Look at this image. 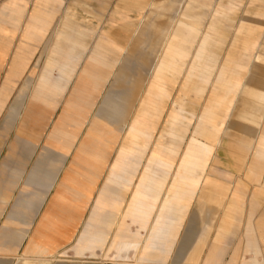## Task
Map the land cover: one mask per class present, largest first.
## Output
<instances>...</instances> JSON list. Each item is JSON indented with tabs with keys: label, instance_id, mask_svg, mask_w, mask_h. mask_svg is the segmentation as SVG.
<instances>
[{
	"label": "crops",
	"instance_id": "1",
	"mask_svg": "<svg viewBox=\"0 0 264 264\" xmlns=\"http://www.w3.org/2000/svg\"><path fill=\"white\" fill-rule=\"evenodd\" d=\"M208 2L190 0L188 10L171 22L166 41L174 31L180 38L188 33L179 28L182 24L201 31L189 49L185 46L188 54L177 62L176 70L154 80L153 88L149 73L135 109L131 100L135 66L126 55L135 50L131 42L145 39L147 33L136 39L133 21L125 23L128 15L116 13L109 28L101 30L99 20L87 17L91 8L87 0H0V264H10L8 259L14 258H18L16 264H46V259L54 257L104 264H168L189 218L199 224L202 210L205 217L215 216V201L225 206L227 202L220 213L227 217V225L218 227V233L227 235L219 241L214 236L207 241L193 238L192 249L181 264H237L234 255L243 248L253 256L240 264H264V218L255 217L257 223L250 218L246 240L238 239L245 230L237 231L234 225L241 223L247 189L229 182L233 171L227 170L228 148L235 171L244 167L246 179L254 184L249 202L257 196L264 198V90L254 93L260 106L256 110L249 106L246 111L258 113L254 134L250 139L229 137L227 141V88L230 92L231 88L219 87L218 74L224 70L220 75L227 80V26L221 25L231 21L233 5L230 0L219 3L216 11L222 19L212 17L204 26L203 12L196 10ZM257 2L250 7L264 16V0ZM122 3L120 8H135L136 13L147 7L144 0ZM211 21L215 32L208 28ZM130 25L134 27L131 32ZM119 26H127V32L111 31ZM205 33L218 43L204 53L214 60L193 70L185 82L197 42ZM257 34L253 30L246 35ZM100 41L115 42L124 50L104 49L107 46ZM256 43L258 49L261 45ZM181 50L182 44L174 50L177 57ZM114 73L121 75L109 88ZM257 83L264 88V73ZM116 84L128 87L122 97L114 89ZM243 87L241 82L238 94ZM158 99L164 110L155 138L160 134L162 143L171 144L178 154L190 138L207 150L202 168L210 170L203 177L202 189L198 164H185L176 157L171 164L152 165L147 160L152 140L138 153L125 139V129L113 135L105 134L108 129L102 126H93L108 121L119 130L141 116L150 123L148 131L152 130L157 123L145 114ZM202 105L197 117L195 108ZM208 107L224 120L217 133L204 129L201 122H207ZM172 109H180V121L189 120L187 129L183 124L167 129ZM234 109L233 105L231 112ZM216 135L225 155L214 161L213 148L219 145L206 138ZM183 179L191 185L195 182L196 187L178 185ZM209 220L196 231L217 232L214 226L210 229Z\"/></svg>",
	"mask_w": 264,
	"mask_h": 264
},
{
	"label": "rangeland",
	"instance_id": "2",
	"mask_svg": "<svg viewBox=\"0 0 264 264\" xmlns=\"http://www.w3.org/2000/svg\"><path fill=\"white\" fill-rule=\"evenodd\" d=\"M127 1V0H124ZM146 2V8L138 9L136 13L135 8H120V6L123 5V0H87L88 5L91 7L88 9V15L87 17L91 20H94V22L98 21V27L101 30H107L109 28V20L110 18H117L120 12L124 13L125 15H128L129 19H125V23H129L133 21V24L135 25V38H139L143 32L147 33V36L145 39L140 40H134L131 42V44H135V50L130 49L128 54L126 55V58L129 57V60L131 65L135 66V82L133 85V88L135 89V97L131 100L135 102V109L137 108V102L139 100V95L144 87V83L146 79L150 75H152V83L150 84V88H153L155 86V81L162 80L161 78L164 76L166 71L169 70H176L177 62L184 60L187 56V48L191 47L192 43L195 41L196 36H198V33L201 31L200 27L197 28L196 26H192V31L185 33L181 38L176 34V31L171 33V37L169 40H164L167 36V34L170 31V27L174 24L171 22H174L178 17L181 16L182 13L186 12L188 10V2L190 0H144ZM226 0H209L208 6L204 7L202 9L196 10L197 12L202 11L204 15V19H202V24L205 26L207 22L212 18L216 19H222V15L217 13V5L219 3L223 4ZM251 0H230L231 4L233 5L231 16V21H224L222 23L221 27L224 28V26H227V72L230 74H233L235 77H233V81H240L243 83L244 87L242 90V93L238 94L236 99H240L239 102L233 103V98L235 97L234 91L231 89V92L227 88V114L229 112L230 105L234 104L235 109L233 112H231V115L227 117V141L229 137L233 138H246L250 139L251 136L254 134V131L257 127H255L254 120L257 119L258 113L255 111L253 112L251 110V114H247L246 111L249 109V106L253 108V110H256L258 108V102L256 101V97L254 96V93L256 90H264L262 86H260L259 83H257L258 76L264 73V16L258 15L255 12L257 11L256 8H251L250 6L253 4H259L257 0H253V2H250ZM104 4V7L103 4ZM119 6V8H118ZM223 10V9H222ZM119 12V13H118ZM259 12V11H257ZM190 16V15H189ZM191 17V16H190ZM202 18V15H199L198 19ZM97 19V20H96ZM119 24H123L121 21L117 22ZM132 23V22H131ZM224 25V26H223ZM158 26V28H157ZM202 26V28L204 27ZM130 32L134 30V27L130 25ZM160 28V29H159ZM168 28V29H167ZM183 30L182 27H179ZM211 31H216V25L213 24L211 21L210 26L208 27ZM257 30L258 34L256 36H248L246 35L247 32ZM115 33H126L127 32V26L126 27H114L111 30ZM185 31V30H183ZM206 35V36H205ZM208 36V38H207ZM168 37V36H167ZM182 39L183 41H178L179 39ZM243 38V39H242ZM239 39V40H238ZM242 39V40H241ZM245 39V40H244ZM204 40H207L206 44H202ZM163 41H165L163 43ZM103 43V45L111 50L112 48L118 49L119 51H123L124 49L120 46H117L115 42L111 41H100ZM244 42L253 43L252 45L248 46ZM258 42L261 46H259L258 49H256ZM92 42H89V47ZM183 45V50H181V53L178 55V57L175 55L174 50L180 45ZM218 44L217 41H214V43L211 42V39L209 35L206 33L200 38V40L197 42V52L196 55L191 57L192 63L191 66H189V71H187L186 76H184L185 82L190 81L189 79L192 76V71L196 70L200 67H202L204 64H207L206 62H210L212 64V61L214 60L213 57H207L204 55L206 50L208 48L214 47V45ZM163 45V46H162ZM187 46V48L185 47ZM244 46V47H243ZM109 47V48H108ZM161 52V53H159ZM236 54L234 56H230V54ZM166 54V55H165ZM247 55L249 59L251 58L250 65L248 66V70H245V67H243V60L242 56ZM161 56V57H160ZM169 56V57H168ZM159 57V58H158ZM223 55H221L218 59L219 62L223 60ZM193 58V59H192ZM126 60V59H125ZM127 63V62H125ZM229 63V64H228ZM237 64V65H236ZM161 66L158 68V66ZM238 66V67H237ZM243 67V70H242ZM159 69V70H158ZM150 71V72H149ZM224 71V70H222ZM221 71V72H222ZM220 72V73H221ZM220 73L218 74V83L220 88L227 87V80H224V77H220ZM224 73V72H223ZM109 74H105V77H107ZM119 73H114L110 77V81L108 83V87H112L114 80H117L119 78ZM172 75L175 77L176 73H172ZM172 77L174 80L175 78ZM153 78H156L153 80ZM257 79V80H256ZM120 85V88L118 87ZM122 88V84H116L114 86V89L119 90L120 97H122L123 93L128 91V87ZM158 88V86H157ZM125 90V92H124ZM132 89H130L131 92ZM250 97L252 98H249ZM159 99L152 104H149L148 109L145 114L149 119H151L153 124L156 122L157 125L160 120L161 113L164 110V106L158 104ZM142 102V100H141ZM140 102V104H141ZM257 103V104H256ZM140 104L138 106V111L140 109ZM111 106V105H109ZM178 106V105H177ZM263 106V104H262ZM203 105L198 106L195 108V114L197 117H200L203 111ZM264 108V106L262 107ZM132 105H130V112H132ZM190 109V108H189ZM180 110V109H179ZM177 110H171L167 120V129L168 130H174L177 126H180L183 124L185 128H188L189 120L187 118H183V121H180V111ZM207 114V122H203L204 129L207 131L209 130L212 133H217L221 130L222 125L224 123V120L222 118H217L214 116L213 109L209 108ZM137 111V112H138ZM140 112V111H139ZM148 112H150V115H148ZM138 114V113H137ZM144 113H142L143 115ZM132 122V121H131ZM131 122L126 127V123L123 124L122 128L117 130V128H112L110 123L108 121L100 122V123H93V126H96L99 128L102 126L104 129H108L105 134L116 135L121 134V132L125 129V134L128 129L131 128ZM186 122V124L184 123ZM106 125H105V124ZM196 123V121H194ZM157 125L155 129L152 131L151 129L148 131L141 132V135H143L144 138H140L139 146L135 147V151L139 153V151H143L145 148L148 147V141L152 140L153 144L149 151L147 160L151 162L152 165H168L171 164V161H173L176 157L179 158V160L183 163H195L200 166V175H201V182L200 187L202 189V180L205 174L210 170L203 169L202 167L206 165L207 161V150L204 149V146L200 143H195L193 138H190L188 143L185 145L184 150L181 154H178V152L174 149V147L169 144L168 146L164 145L162 143V136L159 134L156 138L154 134L158 131ZM202 126V128H203ZM151 131V132H150ZM188 139V137H187ZM113 142L112 144L116 143V138H112ZM206 140L209 141H215L217 145L213 148L212 152V160L216 161L218 157H220L221 160L224 158V151L220 147V139L217 137V135L211 136ZM1 145V142H0ZM200 159V160H199ZM199 160L200 164L197 162ZM167 162V163H166ZM234 161L231 157V154L229 153V150L227 148V170L233 171V176L229 179V182H237L238 184H241V186L245 185L247 189V201L244 208V211L242 212L241 216V223L240 225H234L236 227V230H245L243 232V236H238V239H241L243 237L244 241L246 240V231L248 230V220L251 218V221L255 223L258 218H255L257 216L264 218V198L261 196H257L255 199L249 202L250 199V193L254 190V184L249 182L245 177V168H241L238 171H235L234 167ZM216 180L220 181L219 178H216ZM183 184L178 185H184V187L188 186L189 188L196 187V183L194 182V185H191L189 183H185L183 179ZM227 185V181H223ZM188 184V185H187ZM200 197L202 198V194L200 193ZM215 209H216V215L211 216L210 218L203 216L205 211L202 210L199 218V224L196 222V219L189 218V223L185 226L184 232H182L180 236V242L177 244V246L172 250V260L169 261L168 264H181V260L183 257H185L188 252L192 249L190 247L191 242L193 238L195 239H205L206 241L209 240L211 236H214L217 240H222L224 235H227V232L224 233H218L220 230L218 227L220 224L227 225V217H220V213H223V209L227 208V202L225 206V202H222L221 205L216 203L215 201ZM252 214V215H251ZM222 218V220H221ZM210 219V220H209ZM209 220L210 226L212 229L214 226V229L216 228L215 233L213 232H197L196 228H202L203 221ZM257 223V222H256ZM206 228V227H205ZM157 230V229H156ZM230 230V229H229ZM156 232V231H155ZM240 235V234H239ZM198 237V238H197ZM205 249H202V252ZM146 256L149 254L146 253ZM253 255H251L250 252H247L246 249H239L236 254L234 255V259H236L237 264H240L244 259L250 258ZM10 264H16L18 262V258L14 259H8ZM46 264H104V263H93V262H83L78 260H72L67 259L64 257H54V258H48L46 259ZM199 264V263H197Z\"/></svg>",
	"mask_w": 264,
	"mask_h": 264
},
{
	"label": "bare ground",
	"instance_id": "3",
	"mask_svg": "<svg viewBox=\"0 0 264 264\" xmlns=\"http://www.w3.org/2000/svg\"><path fill=\"white\" fill-rule=\"evenodd\" d=\"M181 27L183 28V30L185 31H188V32H191L193 29L191 26L189 25H186V24H182ZM158 28V26H157ZM160 29V28H159ZM206 36V35H205ZM208 38V36H207ZM180 42H182L183 38L180 39L178 38ZM211 39V38H210ZM165 41H163L164 43ZM207 40H204L202 42V44H206ZM246 43V42H244ZM248 46L252 45L253 43H249L247 42L246 43ZM163 46V45H162ZM244 47V46H243ZM195 49V48H194ZM256 49H257V46H256ZM161 53V52H159ZM166 55V54H165ZM161 57V56H160ZM169 57V56H168ZM159 58V57H158ZM242 58H244L243 60V67H245V70L247 71L248 70V66L250 65V62H251V58L249 59V57H247V55L245 56H242ZM193 59V58H192ZM229 64V63H228ZM237 65V64H236ZM161 66L159 65L158 68H160ZM228 67V65H227ZM238 67V66H237ZM243 67H242V70H243ZM159 70V69H158ZM186 70V69H185ZM220 77H224L223 74L220 75ZM233 77H235L233 74H230L227 72V87H230L233 91H234V94H235V97L233 98V103H235L236 101V98H237V95H238V92H239V89H240V85H241V82L240 81H233ZM156 79V78H153V80ZM234 105V104H233ZM233 105H230V108H229V112H228V116H230L231 114V109H232V106ZM120 109V108H119ZM107 110V109H106ZM121 110V109H120ZM123 110V109H122ZM105 112V111H104ZM124 114V113H123ZM117 115V114H116ZM125 116V115H124ZM113 117V116H112ZM109 120V119H108ZM119 120V118H118ZM105 124V123H104ZM106 125V124H105ZM157 125V124H156ZM125 127V126H124ZM150 127V123L148 120L146 119H143V117L141 116H138L135 118V120L133 121V123L131 124V128L132 130L130 131H127L126 132V136H125V139H130L131 141V145H134L135 147H138L139 146V138L140 137H143V135H141V132L143 131H147ZM156 127V126H155ZM155 127H153L152 131L155 129ZM143 130V131H142ZM200 160V159H199ZM199 160H197V162L200 164Z\"/></svg>",
	"mask_w": 264,
	"mask_h": 264
}]
</instances>
